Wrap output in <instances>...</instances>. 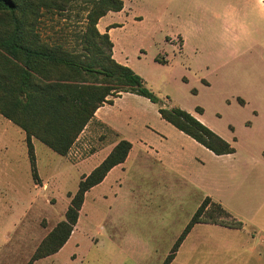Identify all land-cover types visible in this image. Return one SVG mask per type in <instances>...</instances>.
I'll return each instance as SVG.
<instances>
[{
    "label": "rangeland",
    "instance_id": "obj_1",
    "mask_svg": "<svg viewBox=\"0 0 264 264\" xmlns=\"http://www.w3.org/2000/svg\"><path fill=\"white\" fill-rule=\"evenodd\" d=\"M123 1L134 16L142 18L134 22L130 16L107 15L102 19L101 25L112 21L123 23L122 27L110 31L118 57L129 59L130 68L140 75L144 86L164 106L190 113L201 107V118L215 131L227 138L232 135L239 138L237 145L241 153V140L246 133L244 123L252 120V109L264 105L260 98L264 94V64L261 62L264 7L254 0ZM188 18L197 21L206 33L207 63L191 66L206 74L202 82L186 83L179 75L177 64L153 58L157 53L167 59L172 57V52H164L160 45L165 30L180 29ZM79 26L72 17L63 19L54 14L42 19L39 31L43 37L54 39L70 34ZM74 43V38L68 36L67 45ZM232 46L237 49L231 50ZM238 98L246 102L240 104ZM103 114L109 126L134 141L136 149L147 142L166 154H175L174 151L182 147L185 152L178 151V156L170 160L174 165L168 167L152 158L133 155L121 184L114 185L111 192L106 193V199L92 202L89 198L83 210L80 208L79 221L77 219L72 229L76 231L73 240L61 252L37 264H161L170 253L176 233L187 223L201 197L198 190L172 171L179 168L180 172L191 176L195 173L203 177L208 186V171L215 165L213 159H207L209 156L195 149L196 146L192 148L178 129L162 119L158 104L140 95H123L115 104L106 105ZM4 124L5 127H0V144L7 148L0 151V264H26L41 240L64 219L70 200L68 192L76 191L80 173L87 172L103 152L91 158L89 164L82 166L76 162L104 146L112 147L118 136L93 120L63 157L36 142L37 176L34 177L27 147H21V138L18 139L15 132L17 126L0 115V125ZM193 154L201 156L204 163L193 165L190 159ZM69 163L72 167L67 166ZM168 171L172 173L168 183L166 177H162L161 183L147 178L149 172ZM31 179L32 185L39 183L34 189ZM133 184L138 191L135 195L129 191ZM227 214L216 212L214 203L206 202L201 218L233 221ZM2 231H7L6 239L1 236Z\"/></svg>",
    "mask_w": 264,
    "mask_h": 264
},
{
    "label": "trees",
    "instance_id": "obj_2",
    "mask_svg": "<svg viewBox=\"0 0 264 264\" xmlns=\"http://www.w3.org/2000/svg\"><path fill=\"white\" fill-rule=\"evenodd\" d=\"M122 0H0V115L25 133L32 175L37 176L35 138L55 153L65 156L98 107L108 97L122 92L135 93L158 104L161 118L214 154L232 153L233 147L222 137L180 108H168L130 67L112 57L107 31L100 32L98 20L109 11H119ZM57 14L79 24L70 34L45 38L39 31L44 17ZM68 36L75 40L68 46ZM202 112L201 107H196ZM131 143L120 139L88 174L82 175L64 219L41 240L26 264L56 253L69 238L77 222L85 192L98 184L115 165L122 163ZM205 198L173 243L161 264H169L191 227L201 221L240 227L241 222L202 219ZM215 211L227 214L215 204ZM228 215V214H227Z\"/></svg>",
    "mask_w": 264,
    "mask_h": 264
},
{
    "label": "crops",
    "instance_id": "obj_3",
    "mask_svg": "<svg viewBox=\"0 0 264 264\" xmlns=\"http://www.w3.org/2000/svg\"><path fill=\"white\" fill-rule=\"evenodd\" d=\"M254 1L264 7V3H262L261 0ZM107 15H115L116 17L122 15H124V17L130 16L133 17L134 22L136 21L135 19L139 20L140 18H142V16H134V14L131 12V8H127L125 2L123 1V7L121 10L109 11L98 20V30L100 32L107 31L109 38L110 31L115 27H122L123 23L119 21H112L109 23L104 22V24L101 25L102 19H104V17H106ZM163 36L164 37L160 43V45H162V50H164V52H172V57L167 59V57H164V55H160L161 53H157L153 56L154 60L158 61L160 58L162 60L161 62L166 61V64H177L178 68H180L179 75L186 83H188L189 81L202 82L204 80L203 77L206 76V74L204 72H201L199 68H196V70L191 69L192 65L201 64L202 62L207 63L208 60V57L204 54L208 46L204 42L206 33L204 32V30L199 28L198 22L188 18L184 26H182L180 29L173 27L171 29L169 28L165 30ZM111 42L113 59H115V61H117L118 63L130 67L128 58L118 57V55L116 54L114 39H112ZM230 49L235 50L237 48H233L232 46ZM261 56V62L264 64V52ZM123 95L134 96L137 94L122 92L117 97H108V99H111L112 102H104L100 107H98L94 113V117L86 124V126L82 130L83 132L93 120H96L109 127L112 131L116 132L118 137L116 141L112 143V147L120 139H126L131 143V148L126 159L122 163L113 166L106 173L102 181L92 186L88 191L85 192L81 207L82 210L89 198L92 202L97 201L98 198L104 200L107 197L106 193L112 190L114 185L121 184L120 181L123 178V175L125 173L124 171L126 170L127 164L129 163L133 155L136 157L144 156L149 160L152 158L155 161L161 163V165H163L164 167H168L174 165V163H172V161L170 160H173V156H175L176 154L178 156V151L183 149L182 147V149L178 151L175 150V154L171 155L169 152L167 154L166 152L163 153L162 150L155 148L147 142H141L142 144H139L138 149H136L135 143L132 139H130V137H127L117 129L109 126L106 122V115L103 114L104 107L108 104H115V102ZM260 98L264 101V94H261ZM238 101L240 104H244L246 102L242 98H238ZM251 111L252 116L250 118H252V120L249 119L244 123L243 130H245L246 133L241 140V153H239L237 145L239 143V138L234 135H232V138L222 136L201 118L200 113L202 112L197 111L191 114L216 134H218L220 137H222L224 140H226L233 147L232 153L220 155L214 154L212 151L178 129V133L187 139L189 145L192 146V148H195L196 146L195 149L198 148L201 151L205 152L209 156L207 157V159H213L212 161H214L215 165L212 167L210 166V169L208 171V186L205 185V179L203 177L195 176V173L193 176H191L190 173L180 172V170H178V166L177 170L172 171L173 175L174 173L177 174L184 180L186 184L190 185L201 193L197 208L205 198H208V202L219 204L228 214H230L233 219L240 221L241 226L231 227L210 221H201L195 223L188 231L183 241L180 243L174 255V258L169 264H264V105L259 109H252ZM0 127H5V124L0 125ZM232 128L233 127H231V129ZM16 131L19 136L18 139L21 138V141H19L21 147L22 145L26 146L24 131L18 127L15 128V132ZM78 139L79 137L76 139V141H78ZM31 142L34 148L35 155L34 145L36 142L40 141L35 138H31ZM2 144L3 143L0 144V151L3 148L7 149L6 145ZM112 147L107 146L106 148L104 146V149H100L94 153H91L90 155H87L80 161L76 162L78 165H81L82 163V166L85 164H89L91 158L99 156V154L103 152L102 155H100V157H98V159L89 167L87 172L80 173L79 179L80 176L88 174L95 166H97L110 152ZM183 152H185L184 149ZM190 159L192 160L193 165H198V163L202 165L204 163V159L201 156H198V154L191 155ZM72 165L73 164L67 166L72 167ZM181 173L182 175H179ZM148 175L149 177L147 178H151L153 182H156L157 180V183H161L163 181L162 177H166L165 180H167V183L172 180V177L169 178V175H172V173H169V171L163 173L149 172ZM30 184L34 189V187L39 183H33V186L31 179ZM134 186L136 185L133 184L132 187H129L131 195H135L138 193L136 187ZM141 191L144 192V194L149 193L148 190ZM96 194H98V196ZM196 209L193 211V213L196 211ZM193 213L191 214V216L193 215ZM191 216L189 217V220ZM186 224L181 230L176 233L177 237L183 231ZM6 232L2 231L1 233L3 239H6L8 237V233ZM75 232L76 231L74 230L72 231L71 235L64 243V245L54 254H58L59 251L61 252L69 244V242L73 240ZM74 245L75 247L78 246L76 242ZM52 255L53 254L39 258L35 260L33 264L45 261L47 258L52 257ZM184 255L185 257H182ZM182 258H184V261H180V259ZM191 260H193L194 262L191 263Z\"/></svg>",
    "mask_w": 264,
    "mask_h": 264
},
{
    "label": "snow or ice",
    "instance_id": "obj_4",
    "mask_svg": "<svg viewBox=\"0 0 264 264\" xmlns=\"http://www.w3.org/2000/svg\"><path fill=\"white\" fill-rule=\"evenodd\" d=\"M262 3H264V0H261Z\"/></svg>",
    "mask_w": 264,
    "mask_h": 264
}]
</instances>
